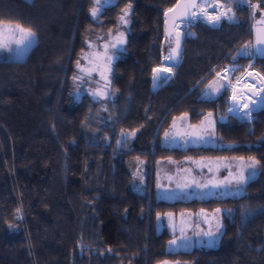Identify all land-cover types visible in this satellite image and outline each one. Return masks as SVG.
<instances>
[{
	"label": "trees",
	"instance_id": "trees-1",
	"mask_svg": "<svg viewBox=\"0 0 264 264\" xmlns=\"http://www.w3.org/2000/svg\"><path fill=\"white\" fill-rule=\"evenodd\" d=\"M174 1L113 0L100 6L95 25L101 31L113 28L124 8L128 25L125 53L110 67L114 99L99 115L86 95L75 99L72 93L74 62L94 24V0H0V22L35 34L22 58H0V264H264V103L250 106L259 108L243 119L225 113L227 90L200 97L217 70H231L225 65H239L235 77L249 62L264 78V54L251 49V55L233 58L251 42L264 3L219 0L235 19L216 26L192 22L179 63L150 91L151 70L164 60L162 12ZM206 112L220 146L161 144L174 116L185 114L196 125ZM204 154L254 158L258 171L236 196H154L158 158ZM133 157L145 162L143 193L129 186ZM217 207L225 212L214 245L167 248L169 235L159 228L158 214Z\"/></svg>",
	"mask_w": 264,
	"mask_h": 264
},
{
	"label": "rangeland",
	"instance_id": "rangeland-1",
	"mask_svg": "<svg viewBox=\"0 0 264 264\" xmlns=\"http://www.w3.org/2000/svg\"><path fill=\"white\" fill-rule=\"evenodd\" d=\"M217 1V2H214ZM113 0H94L92 3L89 14L91 21L94 23L92 24L85 32L83 39H82V48L76 61L74 62V73L72 77V93L75 99L79 98L81 95H86L91 103L95 104V109L98 108V114L103 115V111L106 106V102L112 101L114 99V90L110 85L111 80V73H110V63L114 57L122 56L125 53V32L127 30L128 23H123L120 17L124 14L125 11L128 13V8H124L121 10L119 15L117 16V23L116 25L108 29L107 31H101L95 23L97 20V15L100 10V6L111 4ZM205 0H199L198 3H203ZM206 3L209 5H218L219 8H223L226 10L223 3L219 0H206ZM95 8L97 10L96 15H92V9ZM128 21V16L125 17ZM206 23V22H204ZM207 24V23H206ZM19 25L14 22H0V40H7L12 39L15 34V38H18V31L15 29V26ZM189 24L187 26L180 25L179 28L183 29L184 31L187 30ZM22 27V26H21ZM24 28V27H23ZM27 29V28H25ZM123 39V42L114 43V40ZM35 36L32 37L31 43L25 47L24 49L18 48L14 43L11 45L12 51H8L6 49H0V58L2 59H20L25 54L26 50L29 46L34 42ZM113 43V44H112ZM246 44H251L246 43ZM245 44V45H246ZM244 46V45H243ZM243 46L236 50L233 55V58L244 55ZM252 47L247 49V51H251ZM98 55H102V58L106 65V74L104 75L103 71H99L97 74L96 71H88L86 70L88 66V60L96 58ZM79 62V63H78ZM161 65L163 67H169L165 58L161 61ZM230 66L231 70L226 72L223 70L220 75H217V71L215 75L202 87V91L200 93L201 98H213L215 97L221 90H227L228 96L233 92H235L238 98L242 99V104L237 105V108L242 109V105L245 104V101L248 97L253 95V99L248 104L250 106H261L264 103V100L261 99V93L259 91V83L258 79L254 74H246V71L251 70L253 68L250 67L249 62L241 69L240 73L232 77V73L235 68H238V64L233 65H225ZM223 66V67H225ZM170 68V67H169ZM222 68V67H221ZM220 68V69H221ZM106 77L107 82L104 85L100 84V77ZM102 82V81H101ZM236 82H239L237 84ZM243 88H240V86ZM239 86V88H238ZM237 89V90H236ZM248 89L252 90L253 94L248 95ZM239 90H246L244 94L240 93ZM93 93H103V95H93ZM227 96V99H228ZM252 101H257L256 104H253ZM258 107V108H259ZM226 110V109H225ZM248 110L246 109L245 112ZM245 112H239L237 115H244ZM252 112V109H251ZM226 113V111H225ZM209 112H206L202 118L197 122L196 127L200 134L205 138L206 141H210L215 145H219L215 134H214V120ZM227 114V113H226ZM245 116V115H244ZM237 117V116H236ZM219 118H222L221 116ZM249 117L246 116L243 119H248ZM176 124L184 127L185 129L188 128L189 123L187 122L186 115L182 114L179 116H174L171 120ZM91 132V131H90ZM172 135V128L168 125L162 132V145L168 147L170 146V136ZM189 158H182L180 160H174L172 158H160L157 162H162L164 167L161 166V170L167 169L168 171H158L159 173V182H160V189L162 186L167 183L166 176L170 170L175 169L174 173L171 174V177H176L178 174H183L186 178H194V187L195 190L196 184H200V180L198 179L199 176L204 175L206 171H194V164L193 160H188ZM229 160H227L228 162ZM233 161H239L237 164ZM233 167L237 168L238 171H233L236 175V179L229 180L227 183L228 191L227 194L233 196L231 190H233L236 194H240L242 191L243 184L249 179L256 175L258 171V165L255 163L254 159L250 158H231L230 168ZM255 167L249 168V164H254ZM159 165V164H158ZM166 167V168H165ZM193 168V169H192ZM185 169H192L191 171H186ZM255 171V175H252V172ZM128 172H129V186L130 188L137 193L144 192V180L146 175V168L145 162L143 159L138 157H133L128 161ZM243 173L245 182L243 184L238 183V178L240 174ZM198 176H197V175ZM187 175V176H186ZM238 177V178H237ZM197 181V182H196ZM230 190V191H229ZM196 191V190H195ZM199 191H197L198 193ZM194 192L196 197L199 195ZM220 209L219 212L216 210ZM225 212L224 208L217 207L211 210L206 209H199V210H187L186 212H182V216L184 219L182 222L177 220V215H174V226L172 231L168 232L169 240L167 242V248L171 250H179V249H189L195 246H211L217 242L218 236L221 231V227L219 231H217V225H221V214ZM179 214V213H178ZM181 214V212H180ZM168 214L163 213L159 214L158 226L161 228L162 226L165 227L166 231L168 229L167 224ZM180 228V229H179ZM206 233H211V235H206ZM176 241L175 244H171L170 241ZM158 264H188L186 262H181L178 260H164Z\"/></svg>",
	"mask_w": 264,
	"mask_h": 264
},
{
	"label": "flooded vegetation",
	"instance_id": "flooded-vegetation-1",
	"mask_svg": "<svg viewBox=\"0 0 264 264\" xmlns=\"http://www.w3.org/2000/svg\"><path fill=\"white\" fill-rule=\"evenodd\" d=\"M121 41L123 42L122 38L119 39L118 41L114 40L113 42L120 43ZM113 59L111 60V63ZM87 62H88V66L86 70H88L89 72L96 71V73L98 74L99 71H103L104 75L106 74V65L102 58V55H98L96 58L90 59ZM100 78H101L100 80L102 81V82L100 81V84L104 85V83L107 82V78L105 76ZM169 126L170 128H172V135L170 136L171 139L170 146H168L169 148L175 147L177 149H186V148H206V147L220 146V145H215L210 141H206L205 138L200 134L198 129L194 128V125L189 124L188 128L185 129L179 124L170 121ZM161 140H162V135H161ZM161 158H172V157L166 156ZM182 158H189L188 160H193L195 162L194 171H206L204 175L198 177V179L201 182L200 184L198 183L196 184L195 187L196 191L193 189L194 180H195L194 178L188 179L183 174H178V176L174 178L171 177V174L174 173V171H176L175 169H172L170 170V172H168V175L166 176L167 183H165L160 189L158 171H168V170L164 168L163 170L160 169L161 168L160 165L164 167V164L162 162L160 163L157 162L160 159L158 158L153 168V171H155L153 178V194L157 199L165 200V201H175V200L188 201L193 199L205 200V199L219 198L224 196H231L227 194L228 191L227 183L229 180H233L234 178L236 179V175L233 173V171H238V170L237 168L233 167V163H232V168H230L229 167L230 164L228 163L230 162L231 158H242V157L204 154L198 156H182L179 158H172V159L180 160ZM227 160L229 161L227 162ZM233 162L240 164L238 163L239 161H233ZM185 170L191 171L190 169H185ZM197 191L199 192L197 193ZM194 192H196L199 195V197H196V195H194ZM230 192L233 193L232 194L233 196L238 195L233 190H231ZM186 211L187 209H180L176 212H171V211L165 212L166 214H168L167 233L170 230L172 231L173 229L174 215H177V220L179 224V222H182V220L184 219V216H182V212H186Z\"/></svg>",
	"mask_w": 264,
	"mask_h": 264
},
{
	"label": "snow or ice",
	"instance_id": "snow-or-ice-1",
	"mask_svg": "<svg viewBox=\"0 0 264 264\" xmlns=\"http://www.w3.org/2000/svg\"><path fill=\"white\" fill-rule=\"evenodd\" d=\"M244 2H247V0H244ZM261 2L264 3V0H261ZM208 6H211L213 8H218V5H215V4L208 5L206 3V0L203 3H198L197 0H187V5H186V7H191L193 9L199 8L202 10L199 14L197 12H192L191 18L198 19V18H200V16H206L208 22L213 24V25L218 24L222 19H226L228 21H233L235 19V17L232 14H230L232 12L231 8H227L226 10L219 12V14H217V15H211L205 10ZM250 6L251 7H259V5H254V6L250 5ZM176 7H179V5H176ZM172 11H174V9L169 8L165 12V17H167L168 13L172 12ZM96 12H97V10L95 8H93L92 9V15L95 16ZM127 15H128V13H127V11H125L124 14L120 17V19L123 23H128V21L125 19V17ZM261 22L264 23V17H262ZM165 23L167 24V19L165 20ZM15 29L18 31V38H15V34H14V37L12 39L0 40V49H6L8 51H12L11 45L13 43L18 48L24 49L25 47H27L31 43L32 37L35 35L31 31V29H25V28L21 27L20 25H16ZM250 47H253V45H251V44L244 45L243 46L244 50H243L242 54L251 55V53L247 51V49H249ZM255 47H256V50L258 53L264 54V28H261L258 30ZM179 51H180V40H179V37H177L175 48H173L169 51V55L165 57V60L176 61V59L179 56ZM224 71L226 73L229 71V69H225ZM152 72H153V81L155 82L157 80L162 79V76H161L162 73L171 72V68H169V67H156V68H153ZM217 75H220V73H217ZM97 94L103 95V93H93L94 96ZM261 94H262L261 99L264 100V89L261 90ZM235 99H236V97L234 95L233 100H235ZM252 103L256 104L257 101H252ZM242 107L244 109H249L248 104H243ZM209 115H211V114H209ZM244 115L250 117L251 116V109H249L247 112H245ZM132 135H135V132H133ZM250 159H254V158H250ZM255 163H258V161H256ZM255 163L249 164L248 167L254 169ZM252 175H255V171L252 172ZM245 179L246 178L244 177L243 173H241L237 182L240 184H243L245 182ZM216 211L219 212L220 209H217ZM169 215H171V214H169ZM157 218L159 219V214H158ZM220 227H221V225L218 224L217 225V231H219ZM206 235H211V233H206ZM170 243L175 244L176 241L173 240V241H170Z\"/></svg>",
	"mask_w": 264,
	"mask_h": 264
},
{
	"label": "water",
	"instance_id": "water-1",
	"mask_svg": "<svg viewBox=\"0 0 264 264\" xmlns=\"http://www.w3.org/2000/svg\"><path fill=\"white\" fill-rule=\"evenodd\" d=\"M198 1L199 0H197V2ZM176 5H179V7H176ZM186 5H187V0H175L171 6L164 9V11L162 12V26H163L162 32H163V44H164V58L169 55V51L171 49L175 48L177 37H179V40H180V51H179V56L176 59V61L165 60L168 62L169 66L176 65L180 61L181 47H182V41H183V37H184V30L181 28H177L176 24L178 22L189 23L192 20L191 13L195 10L191 7H186ZM169 8H173L174 11L169 12L167 17H165V12ZM197 9L199 10V8H197ZM262 17H264V12H261L259 14V16H257L253 20V24H252V40H251V45H253L252 53L257 54V55L261 54V53L257 52L255 45H256V37H257L258 30L261 28H264V23L261 22ZM166 19H167V24L165 23ZM156 67H163V66H156ZM156 67H154V68H156ZM152 70H153V68H152ZM152 70H151V73L149 76V79H150L149 90L150 91H154L163 80H165L166 78H168L171 75V72L162 73L161 74L162 79L154 82ZM250 73L254 74L256 76V78L258 79L259 91L261 93V90L264 89V78L260 75V73H258L254 69L246 71V74H250ZM257 109H258V107L255 109H252V111H255ZM225 111H226L227 115H230L233 117L237 116L236 101L233 100V96L231 94L228 96L227 107H226ZM194 128H197L196 125H194Z\"/></svg>",
	"mask_w": 264,
	"mask_h": 264
},
{
	"label": "bare ground",
	"instance_id": "bare-ground-1",
	"mask_svg": "<svg viewBox=\"0 0 264 264\" xmlns=\"http://www.w3.org/2000/svg\"><path fill=\"white\" fill-rule=\"evenodd\" d=\"M213 8V7H212ZM221 11H223V8L221 7V8H213V13H209V14H211V15H217V14H219V12H221ZM193 12H197L198 14L201 12V10L199 9H195ZM200 18L201 19H203L204 21H207L208 22V20H207V17L206 16H200ZM193 19V18H192ZM180 25H183V26H185V22H178L177 24H176V27L177 28H179L180 27ZM235 101H236V104L237 105H241L242 104V99L241 98H238V97H236V99H235Z\"/></svg>",
	"mask_w": 264,
	"mask_h": 264
},
{
	"label": "crops",
	"instance_id": "crops-1",
	"mask_svg": "<svg viewBox=\"0 0 264 264\" xmlns=\"http://www.w3.org/2000/svg\"><path fill=\"white\" fill-rule=\"evenodd\" d=\"M237 84H239V82H236ZM238 88H239V86H238ZM240 88H243V86L241 85L240 86ZM244 89V88H243ZM202 91V90H201ZM201 91H200V93H201ZM239 91H241L240 93H242V94H244V93H246L245 91L246 90H239ZM248 95H250V94H253L252 93V90H248ZM236 93L235 92H233V95H235ZM236 96V95H235ZM253 99V95H251L250 97H248L247 98V100L245 101V104H249L250 103V101ZM245 110L246 109H244L243 107H242V109H241V111L240 112H245ZM239 113V112H238Z\"/></svg>",
	"mask_w": 264,
	"mask_h": 264
},
{
	"label": "built area",
	"instance_id": "built-area-1",
	"mask_svg": "<svg viewBox=\"0 0 264 264\" xmlns=\"http://www.w3.org/2000/svg\"><path fill=\"white\" fill-rule=\"evenodd\" d=\"M214 2H217V1H214ZM210 5V4H209ZM212 5V4H211ZM201 10V9H200ZM208 13H213V8L211 7V6H208L206 9H205ZM202 11V10H201ZM223 11H224V9H223ZM196 20H200V21H202V22H206L208 25H210V26H216L217 24H215V25H213V24H211V23H209V22H207V21H204L203 19H201V18H198V19H192L188 24L190 25L192 22H194V21H196ZM187 26V23H185V27Z\"/></svg>",
	"mask_w": 264,
	"mask_h": 264
}]
</instances>
